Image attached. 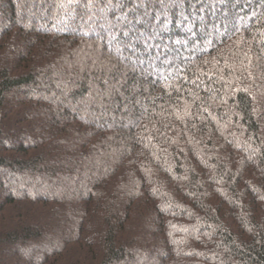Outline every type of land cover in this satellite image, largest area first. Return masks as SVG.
I'll return each mask as SVG.
<instances>
[{
	"label": "trees",
	"instance_id": "16d2710c",
	"mask_svg": "<svg viewBox=\"0 0 264 264\" xmlns=\"http://www.w3.org/2000/svg\"><path fill=\"white\" fill-rule=\"evenodd\" d=\"M0 264H264V0H0Z\"/></svg>",
	"mask_w": 264,
	"mask_h": 264
}]
</instances>
